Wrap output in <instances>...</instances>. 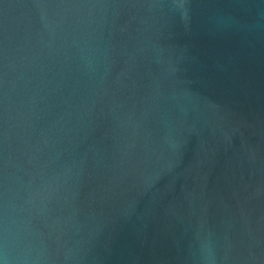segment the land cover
Masks as SVG:
<instances>
[{
	"label": "water",
	"instance_id": "95a60500",
	"mask_svg": "<svg viewBox=\"0 0 264 264\" xmlns=\"http://www.w3.org/2000/svg\"><path fill=\"white\" fill-rule=\"evenodd\" d=\"M0 264H264V0H0Z\"/></svg>",
	"mask_w": 264,
	"mask_h": 264
}]
</instances>
